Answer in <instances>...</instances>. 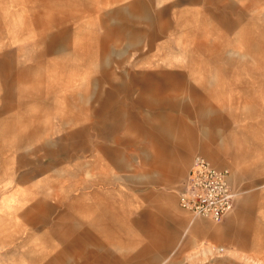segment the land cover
Wrapping results in <instances>:
<instances>
[{"label":"crops","instance_id":"crops-1","mask_svg":"<svg viewBox=\"0 0 264 264\" xmlns=\"http://www.w3.org/2000/svg\"><path fill=\"white\" fill-rule=\"evenodd\" d=\"M18 1L23 4L18 3L19 6H16V0H0V45L42 43L44 47L41 52L33 50L31 53V58L41 60L49 58L51 51L59 57L62 54L70 58L77 57L82 53L81 49L86 48L90 49L88 55H107L112 52L110 47H115L119 41L121 43L126 39L128 47H133V51H140V56L131 65L133 69L139 70L125 71L119 77L113 78L104 64L96 62L98 63L94 65L96 71L87 79L74 76L75 79L70 83L73 86H69L72 90L69 92L59 93L61 88L56 91L48 84L36 82L33 83L29 94L19 93L21 96L16 97L12 95L15 82L16 86H19L20 80L26 76L31 78L30 74H34V70L30 73L28 71V75L23 71L14 73L11 62L16 53L0 52V124L6 125L4 132L0 131V151H10L6 152L7 156L2 159L7 166L3 173L8 174L6 185L11 184L9 178L11 176L14 178L17 168H26L21 171L19 180L14 182V186L7 193L11 195L9 201L4 200V193L0 197V208L9 206L11 215L13 213L12 217L18 215L33 229L34 235H39V226H48L52 212L61 209L65 212H69L70 209L81 211L91 205V201L97 204L95 201L98 199H101V202L104 200L103 204L107 205L105 198L107 195L102 191L97 194L91 193L84 199L75 198L73 201L65 199L64 192L67 189L60 193L59 171H65L66 179H69L71 176L80 177L82 170L92 172L93 176L95 175L93 170L99 169L97 177L89 179L88 182L103 183L106 177L100 174H104V165L108 164L115 170H120V176L115 180L122 179V172H127L128 180L136 182L141 188L147 187L149 196L146 201L147 211L153 210L164 216L162 220H155V227H172L175 234L182 227L184 230L182 237L190 233L191 242L203 241L213 244L210 252L215 249L227 250V253L232 255L264 259V181L254 176V169L250 171L253 178L238 177L236 166L239 161L233 160L227 144L228 139L224 141L225 154H221L217 147L219 142L214 128L220 122L219 118L208 115L206 106L197 99L198 95L205 96V93H198L195 88L188 89L187 84H181L187 80L184 70L166 69L159 65L163 59L155 53L156 50L166 46L165 49L172 53L166 58L168 62L178 55V50L182 52L186 50L184 47L178 49L180 44L170 36V28L179 23L178 19L169 21L167 16L170 7H173L172 1L170 4H163L161 8L159 4L165 0H126L125 2H129V8L125 6L112 8L111 3L122 0H104L103 7H108L105 14L100 12L98 5L88 9L78 6L77 10L71 8L70 12L65 9L64 12L58 13L55 22L48 20L46 9H26L25 5L30 0ZM95 14L96 16L102 14L98 16V23L100 26L104 24V27L99 30L95 23ZM113 15L115 21L112 19ZM107 16L111 19L109 23L105 18ZM140 23L145 27H138ZM52 25H56V30H49V26ZM66 41H77L78 50L73 52L69 48L61 47L62 42ZM110 41L113 45L109 44ZM142 42L146 43L145 50H142L145 48ZM47 64L50 62L47 61ZM80 64L71 66L69 72L74 75L81 73L83 65ZM144 65L146 67L143 69ZM91 67L93 68V65ZM33 79L35 80L34 77ZM100 83H105L109 87L103 93ZM78 84H81V89ZM14 89L17 92L22 91L16 87ZM62 99L66 107L75 105L76 111L60 109L61 114L57 117L59 124L56 128L53 118L57 102L54 101ZM105 136L109 138L110 146L104 144ZM8 141H12L10 148ZM251 141L260 149L264 147L263 137L256 136ZM240 145L241 149L246 150L240 155V163L255 167L246 161L247 154H254L255 151L248 152L250 149L247 145ZM28 147L42 149L46 162L37 165L34 160L28 159L29 153H24ZM0 153L3 156V153ZM196 154L204 156L217 168L229 169L230 185L236 197L231 210L219 222L212 220L214 223L208 222L210 220L193 215L179 206L177 193L186 185L192 158ZM89 155H92L93 160L88 158ZM123 166L129 168L122 169ZM2 171L0 170V176ZM42 172L45 173L46 183L52 192L50 202L36 195L33 178ZM246 172L248 169L243 173ZM2 189H7L4 182L0 183V190ZM119 190L114 194L116 207L123 205L122 191ZM138 195L136 193L139 202ZM163 198H167L168 201L163 202ZM105 206L100 205L102 210L100 209L98 213L99 221L104 226L100 229L103 230L108 229L111 222ZM171 210L179 212L180 216L174 219L170 215ZM2 212L3 216L0 215V219L4 225L0 224V230L6 232L7 236V229L14 231L12 227H17V221L14 217H6V209ZM68 215L70 213L57 215L53 227H61ZM89 215L91 216L88 214L86 217ZM186 215L190 217L189 220L186 219ZM121 217L117 215V222L113 228L121 227L118 224L119 220H122ZM137 220L136 217L132 218L133 223H137ZM68 223L65 232L60 231L61 228L47 231L49 239L53 238L55 241L42 246V249L45 251L59 249L51 258L42 259L49 256L44 254H31L30 258L26 255L18 257L10 255L34 252L31 246L26 248L20 245L12 248V251H6L8 254L6 264L15 263L14 261L20 258L29 259L32 264H129L126 259H112L106 249L100 255L87 250L89 245L104 248L109 242L107 234L98 236L93 233L92 228L98 222L94 221L92 216L86 221L76 216L73 222ZM152 226L153 220L149 218L147 227L151 231L149 237L151 242L138 252L140 256L148 254L146 259H141L143 263L159 261L158 252L170 250L174 245V238L169 237L173 236L171 232L158 231ZM154 234H164L165 238L161 243H157ZM171 253L173 251L163 257V260L168 259ZM68 255L73 258H65Z\"/></svg>","mask_w":264,"mask_h":264},{"label":"rangeland","instance_id":"rangeland-1","mask_svg":"<svg viewBox=\"0 0 264 264\" xmlns=\"http://www.w3.org/2000/svg\"><path fill=\"white\" fill-rule=\"evenodd\" d=\"M103 1L104 0H36L34 2L30 0V2H27V5H25V8H29L30 10L35 8L46 9L48 20L51 19L52 22H55L56 16L59 15L58 13L64 12L65 9L70 12L71 8L77 10L78 6L88 9L98 5L100 6V12L105 14L108 7H103ZM125 1L126 0H122L121 2L116 1L111 3V7L125 6L129 8V2ZM170 2L174 8L170 7V10L167 12L169 21L172 19L179 20L176 26L170 28V36L174 38L177 44H180L178 45V49L184 47L186 50L184 51L185 53L182 52V50H178V55H175V57L170 60L172 63L166 60L167 57H170L168 55L171 53L165 49L166 46L156 50L155 53L164 60H160L162 62H160L159 65L166 69L174 68L184 70L187 74V80L186 83L183 82L181 84H187L188 89L195 88L198 93H205V96L198 95L197 99L209 110V112L207 110L208 115L211 114L219 118L220 122L216 124L214 128L216 130L217 142H219L217 147L218 150L221 151V154H225L224 141L228 139L227 144L230 154L234 158L233 160L236 161L238 159L239 161V164L236 166L238 177L253 178L254 176H258L262 178L261 181H264V147L260 149L257 145H253L255 142L254 140V142L251 141V139L256 136L263 137L262 144H264V0H165L160 2L159 5L162 8L164 6L163 4H170ZM18 3L22 2L16 0V6H19ZM99 15L100 14H97L96 16L95 14V23L98 26V30L104 27V24L100 26V23H98ZM81 16L85 19L87 18L86 16ZM105 18L107 23H109L111 20L110 16ZM112 19L115 21L114 15ZM138 27L143 28L145 26L140 23ZM49 30H56V25L49 26ZM76 42H62L61 47H66L76 52L78 50L76 49L78 46ZM126 42V39H124L121 42L122 44L119 41L117 46L110 47L112 52L107 55H88L90 49L86 48L81 49L82 53L72 58L63 56V54L59 57L53 54L52 51L49 53V58L41 60L38 58H31L33 50L35 52H41L42 47H44V44L39 42L0 45V52L3 54L5 52L12 54L14 52L16 53L15 58L13 57L14 59L11 62L14 73L16 71H23L24 74H27L28 71L30 73L34 70V74H30L31 78H27L29 76H26L20 80L19 86H16L17 82H15L12 95L17 97L20 95L19 93L29 94L30 91H32L33 83L36 82L48 84L54 90L61 88V90L58 91L59 93H62V91L69 92L72 90L69 86H73L70 83L75 79L74 76L78 75L80 79L81 77L87 79L96 71L94 67L96 62L104 64L111 72L113 78L119 77L121 73L123 74L125 71L139 70L133 69L131 65L132 62L140 56V51H133V47H128ZM109 44L113 45V42L110 41ZM142 46L145 47L142 50H145L146 43L142 42ZM124 49L128 50L124 51ZM98 50L101 51L100 48ZM47 61H49L50 64H47ZM80 63L83 65L82 69H80L81 73L74 75L69 72L71 66L81 65ZM91 65H93V68ZM128 66H130V68ZM145 67V65L142 66L143 69ZM77 86L80 88L81 84ZM15 87L22 91L17 92L14 89ZM108 88L107 84L100 83L102 93ZM21 100L24 99L21 98ZM55 102L59 105L55 104L56 112L53 118L57 128L59 124L57 117L61 114L60 109L76 111V106L69 105L66 107V103L63 99L61 101H54V103ZM200 107L199 105L198 108ZM248 109L249 111H246ZM246 112L248 114H246ZM199 125L202 126L200 122ZM5 127L6 125H4V123L0 124V131L4 132ZM2 142L3 141H1V143ZM11 143L12 141L7 142L9 148ZM104 144L108 146L111 145L107 136H105ZM240 144L247 145L251 150L248 152L255 151L254 154L248 153L246 157L248 164L250 163L252 166L255 165V167L245 166L243 163H240V155H243V152L246 151L245 149H241ZM0 152L3 153V156L0 153V170H3L0 176V183L4 182V186L7 187L6 190H0V197L3 196L4 193L5 197L3 198L8 202L11 195L7 193L19 180L21 171L26 168H17L14 178H12V176L9 178L11 184L6 185V176L8 174L4 175L3 173L4 170L7 169V166H5L4 160L2 161V159L6 157L7 153H10V151L2 150ZM231 152H233V154ZM24 153H29L27 158L32 161L34 160V163L37 165H41L47 160L44 157L43 150L39 148L33 149L28 147L25 149ZM85 156H87V153ZM91 156L92 155H89L88 158L93 160ZM104 166V174H100L106 177L103 183L88 182L89 179L95 178L97 174H99V169H95L93 170V173H95L93 176L92 172L87 173L85 170H82L80 177L73 178V176H71L69 179H66L67 176L65 171H59L58 184L60 193H63V189H67L64 192V196L68 201H73L75 198H88L87 196H90L91 193L97 194L99 191H102L107 195V197H105L107 198L106 206L103 204L104 200L101 202V199H98L95 201L97 204L91 201V205L84 207L81 211L70 209L69 212H65L64 209H61V211L52 212L50 214L51 218L48 226H39V235H34L33 229L25 224L18 215L13 216L17 221V227H12L14 231L7 229V236H9V238L5 235L6 232L0 230V263L6 264L8 260L7 250L12 251V248L20 245L26 248L31 246L34 248V252L28 251V253L20 252L19 254L10 255L14 257L26 255L30 258L31 254H44L49 256H44L42 259L51 258L59 249L56 250V248L52 251H45L42 249V246H46V244L55 241L53 238L49 239V235H47L49 234V230L52 228H61L60 231L65 232L68 229V222H73L76 216L85 221L92 216L94 221L98 222L92 228L93 233L98 236H102L103 233L107 234L109 240L108 246L104 248L103 246L89 245L87 250L96 252V255L102 254L106 249L109 251L112 259H126L129 264H264V259L262 258L255 259L250 256L232 255L227 253V250L216 251L215 249V251L210 252L211 247L214 246L213 244L203 241L191 242L190 233L185 234L184 232L185 235L182 237L184 231L182 227L178 229L176 234L172 227H155V220H162L164 216L163 214L158 215V213L153 210L147 211L146 201L147 198H149L147 195V187L141 188L136 182L128 180L129 173L127 172H122V179L115 180L116 177L119 178L120 170L117 171L113 166H108V164ZM124 167L127 169L129 168V166H123L122 169H124ZM245 169H248V172H246L247 174L243 173ZM252 169L255 170L254 176L250 172ZM243 174L246 175L244 176ZM33 179H35L36 195L40 196V198H46V200L50 202L52 192L46 183L45 173H39L34 176ZM119 189L122 191L121 197L123 205L121 207H116L114 194L116 190ZM136 193L139 194V202ZM132 194H134L133 197ZM99 201L101 203H99ZM167 201V198H163V202L166 203ZM100 205H104L107 208L108 216H110L111 219L108 226L109 228L105 230L100 229L104 227L98 218L100 215L98 213L101 209ZM4 209H6V217L13 218V213L11 215L10 208L7 205L0 208V215L3 214L2 211ZM66 213H70V215L66 217L65 222H62L61 227H53V221L57 220L58 216H63ZM88 214H91V216L89 215L86 217ZM71 215L75 217L72 218ZM117 215L118 217L122 216V220H119L120 223H118L119 226H121L119 229L113 228V225H116L117 222ZM170 215L174 219H177L180 213L171 210ZM133 217L138 218L137 223L132 222ZM185 217L187 220L190 219L188 215ZM149 218L153 220V229L168 231L173 234V236L169 235V237L174 238V245L172 248L170 247V250L158 252L159 261L143 263L141 259H146L148 254L146 256H140L138 252L143 247H147L151 242L149 238L151 231L150 228L147 227ZM208 222L214 223L211 220ZM1 223L3 222H1L0 219V224ZM164 238V234H154V240L157 243H161ZM170 251H173V253L169 254L168 259L163 260V257L170 253ZM65 258L68 259L73 257L68 255ZM14 262L15 263L12 264H32L29 259L23 258Z\"/></svg>","mask_w":264,"mask_h":264},{"label":"built area","instance_id":"built-area-1","mask_svg":"<svg viewBox=\"0 0 264 264\" xmlns=\"http://www.w3.org/2000/svg\"><path fill=\"white\" fill-rule=\"evenodd\" d=\"M185 187L178 195L179 206L193 215L219 222L229 212L236 197L229 169H220L200 154L192 158Z\"/></svg>","mask_w":264,"mask_h":264}]
</instances>
